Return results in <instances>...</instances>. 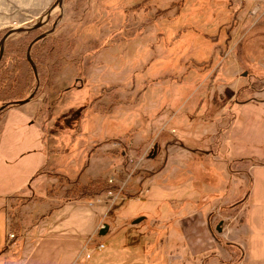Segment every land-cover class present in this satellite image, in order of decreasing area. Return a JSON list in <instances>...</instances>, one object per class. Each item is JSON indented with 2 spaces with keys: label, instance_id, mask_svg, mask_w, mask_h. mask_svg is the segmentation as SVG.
<instances>
[{
  "label": "rangeland",
  "instance_id": "1",
  "mask_svg": "<svg viewBox=\"0 0 264 264\" xmlns=\"http://www.w3.org/2000/svg\"><path fill=\"white\" fill-rule=\"evenodd\" d=\"M38 23L0 29V191L37 158L49 168L29 190L26 182V196L8 199L10 231L69 202V185L89 176L130 195L81 199L95 212L90 247L105 246L102 264L254 262L238 241L259 258L264 216L256 224L258 212L244 217L242 207L249 170L262 162L238 158L264 150L259 105L240 113L264 97L250 89L263 84L264 0H62ZM20 45L37 64L25 103L37 124L7 108L28 77L25 55L13 52ZM181 129L200 153L182 147ZM160 133L178 141L164 149ZM124 226L129 241L112 238Z\"/></svg>",
  "mask_w": 264,
  "mask_h": 264
},
{
  "label": "crops",
  "instance_id": "2",
  "mask_svg": "<svg viewBox=\"0 0 264 264\" xmlns=\"http://www.w3.org/2000/svg\"><path fill=\"white\" fill-rule=\"evenodd\" d=\"M55 1L56 0H0V29L7 27L10 21H15L19 26L34 25L46 13L52 10ZM188 71L187 73L193 74L192 69H188ZM259 93L264 95V91ZM254 99L255 100H245L240 104V113L247 116L249 114V111H245L247 105H259V108L256 106L252 108L256 107L255 110H262L260 112L261 114L252 115V118H255L256 122L260 124L261 132H264V97L257 96ZM26 105L27 104L11 107V109H15L14 111L21 115L24 120L31 119L32 122H35L33 119V111L31 109H25ZM7 116L8 114L6 115L5 121H7ZM3 119L4 117L1 121ZM40 131L42 138L43 132L41 129ZM184 132V129L179 130L181 139L185 138ZM185 140L186 139H184V141ZM262 148L260 147V151L258 150L253 157L238 158L239 160L258 159L262 162L261 165L251 166L249 170L250 185L242 207V215L244 217L246 215L248 218H251L253 209L258 212V215L255 216V218L257 217L255 221L256 224L259 222L260 214L262 213L264 216V161H262V158H264V150ZM199 150L200 149H198V152L200 153ZM37 159L36 161L34 160L30 168L26 169L21 167L22 173L19 172V179L15 180V184L11 189L0 191V264H102V256L99 254L102 253L105 246L102 250L93 251L88 259H85L83 256L76 258L85 239L93 234L92 232L95 228V212L88 210V208L83 205L85 200L65 202L64 205H60L48 216L44 215V218L37 219L28 230L22 231L19 227L15 233L16 238L6 244V229L9 226L6 220L5 208L7 207L8 199L26 196L23 189L26 182L29 190L33 180L35 181L36 177L39 175L34 176L35 173L40 170L49 169L48 167L46 168L42 159ZM29 177L30 179L27 181ZM51 180L52 179H48L47 182L53 185ZM247 202L248 210L246 211L247 213H245L244 207ZM21 223L22 222H20V224ZM244 230L248 237L254 234V229L250 230L249 226H244ZM98 242L102 243V241L99 240ZM237 245L244 251L246 260L247 258H253L254 262H249L247 260L249 264L264 263L258 261L263 260L264 250L262 255L258 258L254 255L248 243L244 244L238 241Z\"/></svg>",
  "mask_w": 264,
  "mask_h": 264
},
{
  "label": "trees",
  "instance_id": "3",
  "mask_svg": "<svg viewBox=\"0 0 264 264\" xmlns=\"http://www.w3.org/2000/svg\"><path fill=\"white\" fill-rule=\"evenodd\" d=\"M155 17L150 19L151 21H154ZM46 37V35H43L41 37V39H44ZM40 38H37L34 41V44L32 45V47H34L36 45V43L39 41ZM26 48L27 46H16V48L13 50L14 53H16V56H22L25 55V59L26 61L29 63V67H28V77L27 80L25 82V86L23 88V93L22 94H18L16 96V101H21L24 100L28 95L26 93V90L32 86V82L33 79L35 77V74L33 72V68L32 67H37L36 62L34 61V59L32 58V56H28L30 61L26 58ZM204 61V60H202ZM202 61L200 62L202 64ZM204 63V62H203ZM33 65V66H32ZM260 81H263V84H257L256 87H252L250 89H252L253 92L259 93L261 91H264V76L262 77V79ZM248 100H255L254 98H249ZM15 102V101H13ZM12 103V102H11ZM11 103H9V107H11ZM2 104L0 103V106ZM161 134V133H160ZM163 135V136H162ZM161 136L163 137V148L165 149L166 147L175 144L176 141H178L177 139H175L174 136H172L171 134H161ZM161 140V139H160ZM183 145L182 147L185 148H189L192 149V151H198V148L196 145H192L189 142H184L183 140ZM162 167V164L157 168L158 170ZM40 171H37L35 173L34 176H37L38 174H40ZM56 175V174H55ZM59 175V174H58ZM66 178V177H65ZM68 179V178H66ZM61 185V178L58 179V186ZM101 194H117L118 197L120 198H130L129 194L126 193H122V191H119V186L115 185V184H111L109 181L104 180V179H93L89 176L86 177V183L85 184H79L78 181H74L73 183H71L69 185V187L67 188L66 192H65V197L67 198L65 201H74V200H81V199H87V198H93L95 196L101 195ZM49 195V194H48ZM52 210H48L44 215L48 216L51 213ZM125 226L115 235L112 236V238L117 237L118 239L120 238V235H122L123 237L121 238L122 241H129V234L128 232L132 231V230H128V229H134V230H138L137 226H127L126 229L128 230L125 234L123 233ZM141 235L144 236L145 234L141 232ZM122 245V244H121Z\"/></svg>",
  "mask_w": 264,
  "mask_h": 264
},
{
  "label": "water",
  "instance_id": "4",
  "mask_svg": "<svg viewBox=\"0 0 264 264\" xmlns=\"http://www.w3.org/2000/svg\"><path fill=\"white\" fill-rule=\"evenodd\" d=\"M61 4H62V0H56V1L54 2V4H53V7L56 5L57 7L60 8ZM38 25H39V23L37 22V23H35L33 26H31V28L36 27V26H38ZM7 35H8V34H7ZM7 35H5V36L2 38L0 44H2L3 40L7 37ZM37 38H38V37H37ZM37 38H35L34 40H32V43H33ZM28 49H29V47H28ZM28 49H27V50H28ZM26 58L30 61V59L28 58V52L26 53ZM32 66H33V65H32ZM32 68H33V72H34V74L36 75L34 67H32ZM242 75L244 76L245 74L243 73ZM30 98H31V96L29 95V96H28L27 98H25L24 100L12 102L10 105H11V106H19V105L25 104V103H27V102L30 100ZM156 148H157V146L154 145V147H153V152H152V153H153V154H152V157H153V155L155 154ZM141 219H143V218H142V217L136 218L135 220L132 221L131 224H132V225H135V224H137ZM221 224H222V223L219 222L218 225H217V227H216V231H217L218 233L221 232V227H220ZM104 225H105V226L99 230V233H98L99 236H103V235L106 233V231H107V227H108V226H107L106 224H104Z\"/></svg>",
  "mask_w": 264,
  "mask_h": 264
},
{
  "label": "built area",
  "instance_id": "5",
  "mask_svg": "<svg viewBox=\"0 0 264 264\" xmlns=\"http://www.w3.org/2000/svg\"><path fill=\"white\" fill-rule=\"evenodd\" d=\"M15 233L10 231V228L7 227L6 229V244L9 243L12 239H15ZM91 237L89 236L85 241L84 244L79 249V252L76 258L83 256L85 259H88L91 253L95 250H102L104 248L103 244H96L95 246L90 247Z\"/></svg>",
  "mask_w": 264,
  "mask_h": 264
},
{
  "label": "flooded vegetation",
  "instance_id": "6",
  "mask_svg": "<svg viewBox=\"0 0 264 264\" xmlns=\"http://www.w3.org/2000/svg\"><path fill=\"white\" fill-rule=\"evenodd\" d=\"M217 232V231H216ZM220 233V232H219Z\"/></svg>",
  "mask_w": 264,
  "mask_h": 264
}]
</instances>
